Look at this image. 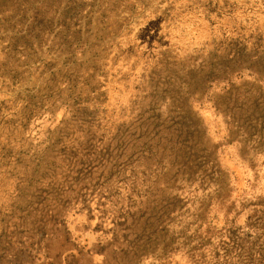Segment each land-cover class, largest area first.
Returning a JSON list of instances; mask_svg holds the SVG:
<instances>
[{"label": "rangeland", "instance_id": "rangeland-1", "mask_svg": "<svg viewBox=\"0 0 264 264\" xmlns=\"http://www.w3.org/2000/svg\"><path fill=\"white\" fill-rule=\"evenodd\" d=\"M0 264H264V0H0Z\"/></svg>", "mask_w": 264, "mask_h": 264}]
</instances>
